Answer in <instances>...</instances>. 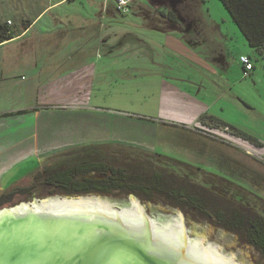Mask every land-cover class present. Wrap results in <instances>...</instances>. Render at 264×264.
Instances as JSON below:
<instances>
[{"label": "rangeland", "instance_id": "obj_1", "mask_svg": "<svg viewBox=\"0 0 264 264\" xmlns=\"http://www.w3.org/2000/svg\"><path fill=\"white\" fill-rule=\"evenodd\" d=\"M58 1L0 0V23H8L13 34L34 22L23 36L0 44V69L17 94L37 85L51 107L56 106L52 96L75 93L84 99L77 105L84 109L42 119L54 133L46 140L56 142L59 133L67 141L72 133L74 145L111 148L108 159L120 164L127 159L125 150L183 161L236 184L222 194L264 215V51L248 44L223 3L133 0L129 12L121 13L112 0H64L52 6ZM183 22L196 24L195 34L205 37L189 43L191 36L175 32L185 30ZM217 52L225 64L214 62ZM241 57L250 58L253 71L246 73ZM52 190L39 184L1 209L49 197L99 196L118 210L130 205L132 195ZM138 199L160 225L181 214L189 238L202 237L240 264H264L257 247L207 217L164 200Z\"/></svg>", "mask_w": 264, "mask_h": 264}, {"label": "trees", "instance_id": "obj_2", "mask_svg": "<svg viewBox=\"0 0 264 264\" xmlns=\"http://www.w3.org/2000/svg\"><path fill=\"white\" fill-rule=\"evenodd\" d=\"M220 1L248 44L264 51V0ZM114 7L120 12L116 5ZM27 25L29 29L32 22L27 21ZM14 36L8 23H0V44L13 40ZM110 151L102 146L75 148L71 155L65 154L64 162L36 171L30 185L0 194V209L12 203L16 194L29 192L39 184L67 195L123 192L142 200H164L194 215L201 214L239 234L264 254V215L253 207L235 202L232 194L226 192L228 197L222 194L227 187L236 184L165 155L125 150L127 159L120 164L108 159ZM89 174L95 177H86ZM237 188L239 192H247L244 187ZM256 198L261 200L257 195ZM256 198L251 200L257 201Z\"/></svg>", "mask_w": 264, "mask_h": 264}, {"label": "water", "instance_id": "obj_3", "mask_svg": "<svg viewBox=\"0 0 264 264\" xmlns=\"http://www.w3.org/2000/svg\"><path fill=\"white\" fill-rule=\"evenodd\" d=\"M57 198L103 199L99 196ZM129 200L130 204L139 201L135 195ZM37 202L43 201L23 202L0 210V264H186L184 248L178 251L165 248L154 239L149 228L144 234H137L120 219L111 222V217L103 214L69 219L44 210L35 213ZM113 208L119 215L126 207ZM22 211L28 214L18 226H2L5 219Z\"/></svg>", "mask_w": 264, "mask_h": 264}, {"label": "crops", "instance_id": "obj_4", "mask_svg": "<svg viewBox=\"0 0 264 264\" xmlns=\"http://www.w3.org/2000/svg\"><path fill=\"white\" fill-rule=\"evenodd\" d=\"M63 1L60 0L52 6ZM47 8L49 7H46L45 10ZM182 24H184L185 30L182 32L175 29V32L182 34V37L191 36V39H187L189 43H195L197 36L203 35L201 32L200 35L195 34L196 31H199L196 24L194 25L191 22H183ZM27 27L28 25L22 31H16L14 39L23 36L29 30ZM203 36L205 37V35ZM219 55H221L219 52L214 55V62L216 64H225V57ZM35 66L38 67V65ZM5 75L6 72L0 69V192L28 185L36 171L45 166L64 162L66 160L65 154L71 155L75 148H80L78 145H74L75 143L73 142L76 141L77 136L72 133L68 135L67 141L61 140L59 133L57 134L56 142L47 141L46 136L52 133V130L45 128V124L41 125V121L45 119L44 122H47L49 120L47 117L51 112L57 115V111H75V109L86 108L77 106L80 104L82 97L79 99V96L75 93H68L66 96H52V98L56 99V102L51 104L56 103V106L51 107L49 99H47L48 96L41 94L42 86L37 85H30L28 88L25 86L19 90L20 94L18 95L17 90L8 83ZM31 77L32 75H30ZM24 81H27V78ZM30 93L31 97L29 98ZM71 103L73 105L70 106ZM42 132L45 134L43 138L41 136ZM44 139L45 141L42 143ZM59 141L63 143L60 144ZM65 147L67 149H64ZM118 147L123 148V146ZM60 149L61 151H59Z\"/></svg>", "mask_w": 264, "mask_h": 264}, {"label": "bare ground", "instance_id": "obj_5", "mask_svg": "<svg viewBox=\"0 0 264 264\" xmlns=\"http://www.w3.org/2000/svg\"><path fill=\"white\" fill-rule=\"evenodd\" d=\"M42 201L41 204L38 202L34 204L35 213L44 210L56 217L67 216L69 219L73 217L84 218L86 215L96 217L98 214H103L104 216L111 217V222H116L117 218L120 219L124 226L126 225L128 229H134L133 231L137 234H144L149 228L152 235H154V239L161 245H164L165 248L176 251L184 248L186 251L184 255L186 264H240L232 256H224L218 247L204 244L205 240L202 237L189 238L181 214L173 220H168L169 222L160 225L158 221L148 217L145 214L146 212L144 213L145 208L141 206L139 201L135 200L130 205L128 204V207L120 211L119 215L114 213L111 202L103 201L102 199L82 198L77 200L74 198L70 200L64 198L62 201L57 197H49ZM20 209L23 210V207ZM27 214V211H22L18 215L9 217L2 222V226L16 227ZM156 247H158L160 252H165L163 248Z\"/></svg>", "mask_w": 264, "mask_h": 264}, {"label": "built area", "instance_id": "obj_6", "mask_svg": "<svg viewBox=\"0 0 264 264\" xmlns=\"http://www.w3.org/2000/svg\"><path fill=\"white\" fill-rule=\"evenodd\" d=\"M113 1L121 13H128L129 12V4L133 0H113ZM241 62L243 64L247 74L254 70V65L252 64L250 58L241 57Z\"/></svg>", "mask_w": 264, "mask_h": 264}, {"label": "flooded vegetation", "instance_id": "obj_7", "mask_svg": "<svg viewBox=\"0 0 264 264\" xmlns=\"http://www.w3.org/2000/svg\"><path fill=\"white\" fill-rule=\"evenodd\" d=\"M168 17L171 19L170 22L172 21V11L170 12V14L168 15Z\"/></svg>", "mask_w": 264, "mask_h": 264}]
</instances>
